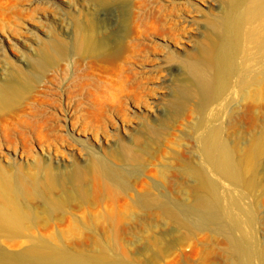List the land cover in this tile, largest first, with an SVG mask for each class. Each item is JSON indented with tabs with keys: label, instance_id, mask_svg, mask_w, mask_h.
<instances>
[{
	"label": "rangeland",
	"instance_id": "obj_1",
	"mask_svg": "<svg viewBox=\"0 0 264 264\" xmlns=\"http://www.w3.org/2000/svg\"><path fill=\"white\" fill-rule=\"evenodd\" d=\"M223 1L0 0V69L25 73L23 62L51 32L67 48L14 107L0 109V178L34 175L44 188L50 185L46 160L65 168L76 163L81 173L53 187L47 199L32 195L23 202L28 218L0 230V252L34 248L47 256L102 255L126 264H233L224 235L189 231L166 223L155 207L134 204L139 194L167 202L193 199L196 185L182 167L200 162L202 120L220 127L242 152L262 147L258 187L251 195L234 194L240 221L252 218L240 239L255 238L264 250V98L259 106L235 97L224 107L228 112L213 106L199 113L195 97L177 117L169 107L172 87L185 77L180 60L193 53L207 18ZM81 22L92 23L95 40L105 42L101 48H85ZM128 149L135 160L122 155ZM93 156L129 173L130 187L109 180ZM66 190L77 194L66 198ZM221 204L230 208L222 190Z\"/></svg>",
	"mask_w": 264,
	"mask_h": 264
},
{
	"label": "bare ground",
	"instance_id": "obj_2",
	"mask_svg": "<svg viewBox=\"0 0 264 264\" xmlns=\"http://www.w3.org/2000/svg\"><path fill=\"white\" fill-rule=\"evenodd\" d=\"M78 27L86 49L96 50L105 44L95 40L92 23L81 22ZM201 37L202 40L196 42L193 53L184 55L180 60L185 77L179 79V83L171 89V116L177 117L186 103L195 97L198 99L199 113H204L213 106L225 109L227 103L235 97H239L241 104L250 99L260 106V101L264 98V0H224L217 6V12L207 18ZM40 46L32 59L23 62L27 67L25 73L21 74L9 67L0 69V109L14 107L31 82L40 81L48 68L66 56L65 44L52 32L44 45ZM175 60L179 59L169 57V61ZM151 131L158 135L157 129ZM199 131L200 162L186 163L182 167V172L196 185L193 199L167 202L148 194H139L135 197L134 204L143 210L155 207L166 223L171 222L189 231L209 229L224 235L233 264H250L244 259L245 256L253 258V264H264V250L258 241L253 238L244 243L240 239L243 228L252 224V218L245 215L244 222L240 221V197L234 194L238 192L251 195L258 187L255 174L262 147L256 151L242 152L238 145L222 137L220 127H213L206 120L201 121ZM122 155L135 160L129 154V149ZM94 159L101 173L109 180L124 189L130 187L129 173L110 166L101 158ZM42 168L50 177V185L44 188L40 178L34 175L30 178L20 175L0 178V230H10L28 218L23 202L30 196L47 199V194L53 187L81 178L80 168L76 163L65 168L51 166L46 160ZM226 183L230 185L227 186ZM221 190L229 198V209L223 208L221 204ZM76 194V191L64 192L66 198ZM0 264L126 263L106 262L102 255L47 256L30 248L15 254L0 252Z\"/></svg>",
	"mask_w": 264,
	"mask_h": 264
}]
</instances>
